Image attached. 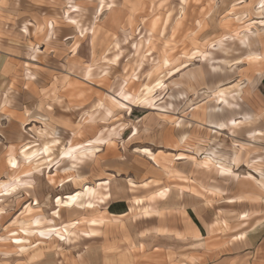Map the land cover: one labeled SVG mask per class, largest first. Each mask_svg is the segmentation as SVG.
<instances>
[{
    "label": "rangeland",
    "instance_id": "374dc122",
    "mask_svg": "<svg viewBox=\"0 0 264 264\" xmlns=\"http://www.w3.org/2000/svg\"><path fill=\"white\" fill-rule=\"evenodd\" d=\"M81 6L0 77V264H263L238 163L264 158V0Z\"/></svg>",
    "mask_w": 264,
    "mask_h": 264
},
{
    "label": "crops",
    "instance_id": "0c3cea01",
    "mask_svg": "<svg viewBox=\"0 0 264 264\" xmlns=\"http://www.w3.org/2000/svg\"><path fill=\"white\" fill-rule=\"evenodd\" d=\"M82 0H0V77L7 80L15 75V70L13 69L14 62L19 59V55L24 44L30 42L34 46V50L38 51L40 48H46L52 43L56 35V26L60 19V13H64L65 23H69V26H75L78 31L79 36H81V25L77 22L72 24L71 21L74 20L73 14L80 13L72 12L69 10L76 5L80 9ZM25 3L28 5L25 7ZM72 14V15H71ZM77 16V14H76ZM79 22V20H77ZM81 24V23H80ZM83 27V26H82ZM264 63V62H263ZM264 66V64H263ZM262 69V70H261ZM261 72L259 75H264V67L260 68ZM260 103L257 106L256 118L262 121L264 126V100L259 98ZM253 118L250 116H243L241 119L244 120ZM256 132L255 137L249 136L250 133ZM248 133V136L253 139H258L263 137L264 139V129L263 131L256 130ZM262 153L257 152L254 156H259ZM239 163L247 167L250 165L253 167L254 178H252L253 185L251 189L244 191L240 197L241 201L247 202L252 207V213L250 216L242 220L246 222L248 226L242 228V231L246 230V236L261 235L262 242L264 243V158L261 160H253L252 152H239ZM227 168V167H226ZM234 168L233 164L228 165V169L234 174L232 170ZM262 172V173H260ZM232 174V175H233ZM224 177H229L222 175ZM233 177V176H232ZM234 202L236 199L234 198ZM264 252V246L257 247V251ZM257 264H262L258 262ZM264 264V261H263Z\"/></svg>",
    "mask_w": 264,
    "mask_h": 264
},
{
    "label": "bare ground",
    "instance_id": "6f19581e",
    "mask_svg": "<svg viewBox=\"0 0 264 264\" xmlns=\"http://www.w3.org/2000/svg\"><path fill=\"white\" fill-rule=\"evenodd\" d=\"M246 40V39H245ZM262 58V56L261 57H255V58H253L254 60H256V62H259L260 61V59ZM87 72V71H86ZM161 83V82H160ZM159 84V83H158ZM146 89H148L147 87H146ZM156 90V89H155ZM151 91V90H150ZM147 92V91H146ZM121 130V129H120ZM226 130V129H225ZM112 131V130H111ZM120 134V133H119ZM96 142V141H95ZM99 142V141H98ZM87 149V148H86ZM78 152H79V150H78ZM179 157H181V156H179ZM182 157H184V156H182ZM237 158H238V152H235V155H234V158H233V165L235 166L236 165V162H237ZM9 163H10V165L13 167V168H16L17 167V159L16 158H14V157H12L10 160H9ZM211 164H214L213 162H212V160L210 159V158H206V159H204V161H203V166H207V167H209ZM215 165V164H214ZM203 166H202V168H203ZM215 167L219 170V173L221 174V175H225V176H228V175H230V176H233L235 179L237 178V177H239L237 174H233V172L231 171V169H228V168H226V167H221V166H218V165H215ZM205 168V167H204ZM207 169V168H206ZM233 174V175H232ZM107 182V181H106ZM6 184L7 183H4L3 185H2V188H1V190L3 191V188L6 186ZM82 207V206H81ZM94 222H96V221H94ZM102 222V221H101ZM92 223V222H91ZM98 223V222H97ZM46 232V231H45ZM66 234V232L63 230V229H61L60 231L59 230H57L56 231V235H58V236H60V237H63L64 235ZM17 241V240H16Z\"/></svg>",
    "mask_w": 264,
    "mask_h": 264
},
{
    "label": "snow or ice",
    "instance_id": "6c2138e0",
    "mask_svg": "<svg viewBox=\"0 0 264 264\" xmlns=\"http://www.w3.org/2000/svg\"><path fill=\"white\" fill-rule=\"evenodd\" d=\"M102 7H103V5H101V8H102ZM109 7H111V5H109ZM71 23H72V24H75L76 21H75V20H72Z\"/></svg>",
    "mask_w": 264,
    "mask_h": 264
}]
</instances>
